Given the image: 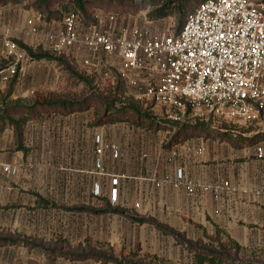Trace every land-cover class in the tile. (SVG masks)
Masks as SVG:
<instances>
[{
  "label": "crops",
  "instance_id": "crops-1",
  "mask_svg": "<svg viewBox=\"0 0 264 264\" xmlns=\"http://www.w3.org/2000/svg\"><path fill=\"white\" fill-rule=\"evenodd\" d=\"M19 5L14 14L12 6L4 7L8 12L5 16L9 17L10 11L18 26L21 36H15L32 46L36 40L28 32L34 25L37 40L47 50L51 46L47 36L57 30L60 21L46 22L23 3L15 6ZM57 54L76 62L88 57L81 49ZM54 63L28 55L16 75L11 97L28 99L40 90H62L66 72ZM3 86L0 84L1 92ZM32 121L35 127L25 131L26 153L16 148L12 132L6 135L5 146L0 139V162L17 168L15 174H0V205L11 216L15 211L24 216L32 210L43 221L44 213L58 205L104 206L118 221L116 228L111 226L116 235L104 238L107 247H125L140 257L157 256L168 264H188L186 260L192 264L193 257L173 234L162 231V226L181 234L190 230L214 234L219 229L243 247H264V239L252 245L242 243L241 238L249 233L264 236V158L256 156L257 145L238 150L228 142L195 137L165 147L164 130H146L123 122L96 125L91 111L52 113ZM188 146L190 151L186 150ZM199 148L203 149L201 154L196 152ZM115 151L119 152L116 158ZM98 157L100 166L96 164ZM179 168L185 179L196 185L195 193L174 185ZM115 176L117 197L112 200ZM224 181L229 182V189L218 187ZM206 186L208 190L203 189ZM40 198L54 206L38 205Z\"/></svg>",
  "mask_w": 264,
  "mask_h": 264
},
{
  "label": "built area",
  "instance_id": "built-area-1",
  "mask_svg": "<svg viewBox=\"0 0 264 264\" xmlns=\"http://www.w3.org/2000/svg\"><path fill=\"white\" fill-rule=\"evenodd\" d=\"M139 16L97 10L95 22L86 25L78 13L70 12L47 37L54 53L83 50L88 54L84 63L96 67L97 76L112 83L123 80L137 101L146 107L149 102L159 104L174 121H184V112L190 111L205 118L264 123V0H203L177 35L158 34L147 18ZM37 17L42 19L39 13ZM31 31L36 33L37 27L33 25ZM5 45L10 61L0 68L1 83L17 75L28 59L14 40ZM255 153L263 159L264 147L257 145ZM118 156L115 151L114 157ZM96 164L101 165L100 157ZM16 172L17 168L0 162L1 175ZM117 182L118 177H113L112 200L117 197ZM174 185L196 192L182 168L176 171ZM218 187L230 185L224 181Z\"/></svg>",
  "mask_w": 264,
  "mask_h": 264
},
{
  "label": "rangeland",
  "instance_id": "rangeland-1",
  "mask_svg": "<svg viewBox=\"0 0 264 264\" xmlns=\"http://www.w3.org/2000/svg\"><path fill=\"white\" fill-rule=\"evenodd\" d=\"M31 2L32 1L30 0L25 1L23 2V6L26 7L27 4H30ZM15 5L17 4H0V68L8 65L10 61L9 58H7V49L5 45L7 40H14L21 48L28 46L20 39V37L18 38L15 36L16 33L19 36L21 35L19 30L16 29L18 26L14 23V21H12L13 18L10 16V11L9 17L5 16V13L8 14V12L4 10V7L12 6L13 9L11 10V13L14 14L15 11L20 7V5L17 7ZM85 6L87 7L89 14L97 11L98 9L105 10L109 8H129L128 10L131 11L137 7L138 13L136 14H140L139 17H142V19L147 18V14L149 12V10L142 8L140 0H85ZM54 8L56 9L58 7L55 6ZM35 12L38 13V11ZM149 22L150 24L148 25L156 30L158 34L162 35L176 33L181 28V25L177 23L173 16H168L161 20ZM28 35L31 37L34 36L36 40L30 47L35 48L41 44L40 41L37 40V33L30 31L28 32ZM47 51H49L51 54H55L50 45L47 47ZM83 60H79L77 62V70L78 73L82 74L86 78L87 82L83 81L77 75L66 71L63 66L61 67V65H59L57 61L54 60V64L66 72L64 73L65 82L63 89L60 91L40 90L37 91V93L30 95L28 99L21 100H23L24 103H31V99H33L35 96L43 98L49 92L63 94L67 99L75 101H81L84 98L92 95L109 97L108 92L114 87V85L117 83V80L114 83H112L111 80H103L94 72V68L96 67L85 64ZM14 80H17L16 75L7 83L0 82V84L5 85V87L3 86L4 92H6V88L12 85ZM122 90L127 96L135 99L127 87L123 86ZM4 92L0 91V93ZM10 100L15 101L17 99H13L10 96ZM143 108L149 110L156 120L161 121L162 123L174 121L168 117V113L165 112L164 108L155 102H149L148 106L146 107L143 105ZM91 112L93 113V109ZM174 114L175 112H173V115ZM45 115H47V113L43 116ZM183 118L184 121L181 122H187L191 125H198L199 127L195 129L196 131L200 129L203 130L204 128L203 132L215 131L222 134H227L240 140L239 144L243 145H245L248 138L257 136L254 138L257 140L255 145H258V143H264V123L248 124L223 118H205L201 117L198 112L190 111L184 112ZM35 119L38 118L31 119L25 125L24 144H26L25 131L26 129L35 127V123H32V120ZM164 131L165 139L163 144L165 146L169 143L170 139L177 131V128L175 127L173 130ZM8 132H12L14 143L17 148L13 128L9 125H2L0 123V139L3 146H5L6 135ZM205 139L227 142L217 138L214 139L212 137ZM262 146L264 147V145ZM245 147L246 146L237 147V149L240 150ZM107 208H110V206ZM53 209L54 210H48L44 213L45 217L42 221L37 211L32 212L31 210L30 213H24V216H20V213L17 214L15 211L11 216V214L6 212L5 206L0 205V238H5L7 240H11L12 242L18 241V243L0 245V264H88L89 262L93 264V260L73 259L71 256L88 252L101 253L106 251L108 247L105 245L106 242H104V238H110L113 235H116V233L111 231L113 230L111 226L116 228L118 221L116 217L113 218L114 213L110 211V209H105L104 206H98L96 204L89 205L87 207L81 205H58ZM107 213L112 214L107 215ZM107 226H109L108 230ZM160 228L162 231L166 229L168 230L166 226H162ZM176 234L179 237L176 238L179 243L188 242L195 246L198 244V240L201 238L204 242L207 241L205 238H203L202 233L199 230H190L187 234ZM241 238L242 243H250L254 245L260 244V242L264 239V236L249 233L246 235L243 234ZM22 241L27 242L28 245H23L21 243ZM255 249L256 248H248L246 255L244 256L246 257L245 260H257L252 252ZM130 250L132 249L115 246L112 253L115 257H117L118 260H126L134 264H146L149 262L148 260H143V257L139 259L138 257L128 256ZM184 257L185 256H181V259L183 260ZM186 262L191 264L190 260H186Z\"/></svg>",
  "mask_w": 264,
  "mask_h": 264
},
{
  "label": "trees",
  "instance_id": "trees-1",
  "mask_svg": "<svg viewBox=\"0 0 264 264\" xmlns=\"http://www.w3.org/2000/svg\"><path fill=\"white\" fill-rule=\"evenodd\" d=\"M28 0H0V4L6 5L8 3L20 4ZM30 4H27V8L38 11L41 14L42 19L46 22L62 21L64 16L70 12H76L79 15L80 20L86 24H92L95 22V12L90 13L85 6V0H30ZM142 8L149 10L147 14L148 21H156L164 19L168 16H173L177 23L183 27L188 14L203 0H140ZM57 6L58 8H54ZM129 8H109L103 11L112 10L117 14H136L138 8L135 7L131 11ZM99 10V9H98ZM181 28L173 33L177 35ZM28 55L33 59H47L55 60L63 68L86 81V78L78 73V63L75 59L65 54H51L45 50L41 45L37 47H23ZM87 82V81H86ZM15 80L12 85L6 88V92L0 93V123L2 125H9L14 130L15 140L17 143V149L23 152H27V147L24 144V130L28 121L34 118H41L44 114L60 113L68 115L74 112L91 111L93 109V123L96 125L108 124V123H128L130 125L145 128L146 130L159 131V130H173L177 128L169 143L165 147H171L182 143L190 138L203 137V138H217L223 141H227L234 148L237 147H250L255 146L257 140L248 138L245 145L239 144L240 140L227 134H222L215 131H205L202 129L196 131L199 126L191 125L187 122L168 121L162 123L156 120L152 113L143 108L141 102L136 99H132L127 96L123 89L126 87L125 83L121 79H117V83L108 92L109 97L104 96H88L81 101H75L67 99L63 94L49 92L45 97L39 98L35 96L31 99V103H24L23 100L17 99L15 101L10 100V96L13 91ZM264 135V134H263ZM264 137V136H263ZM38 205L45 207L54 206L53 203L44 201L41 198L37 200ZM166 233L173 234L176 238V233L170 230H164ZM225 232L216 230L214 234H208L203 231V239L198 240L197 245H192L188 242L182 243L189 252L192 253V264H264V247L256 248L253 252L256 261L245 260L247 247L241 246L234 239L227 236L224 239ZM179 238V237H178ZM18 243V241H11L5 238H0V245ZM23 245H28L27 242L22 241ZM39 247V246H36ZM113 249L108 246L106 251L101 253L88 252L71 256L73 259H94L101 264H134L126 260H118L112 253ZM128 256L142 258L137 253H129ZM70 257V256H69ZM143 260H149L146 264H168L166 261L159 259L157 256L144 255ZM141 261V260H140ZM143 264V263H138Z\"/></svg>",
  "mask_w": 264,
  "mask_h": 264
}]
</instances>
